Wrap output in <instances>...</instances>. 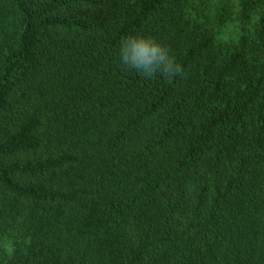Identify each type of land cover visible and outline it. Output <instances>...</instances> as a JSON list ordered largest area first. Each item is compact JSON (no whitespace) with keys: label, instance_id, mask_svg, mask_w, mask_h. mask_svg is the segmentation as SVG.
I'll return each instance as SVG.
<instances>
[{"label":"trees","instance_id":"obj_1","mask_svg":"<svg viewBox=\"0 0 264 264\" xmlns=\"http://www.w3.org/2000/svg\"><path fill=\"white\" fill-rule=\"evenodd\" d=\"M0 264H264V0H0Z\"/></svg>","mask_w":264,"mask_h":264},{"label":"clouds","instance_id":"obj_2","mask_svg":"<svg viewBox=\"0 0 264 264\" xmlns=\"http://www.w3.org/2000/svg\"><path fill=\"white\" fill-rule=\"evenodd\" d=\"M120 61L128 69L150 79L157 74L173 79L183 74L182 67L169 54V49L152 38L128 36L121 43Z\"/></svg>","mask_w":264,"mask_h":264},{"label":"rangeland","instance_id":"obj_3","mask_svg":"<svg viewBox=\"0 0 264 264\" xmlns=\"http://www.w3.org/2000/svg\"><path fill=\"white\" fill-rule=\"evenodd\" d=\"M201 170H203V168H201Z\"/></svg>","mask_w":264,"mask_h":264}]
</instances>
